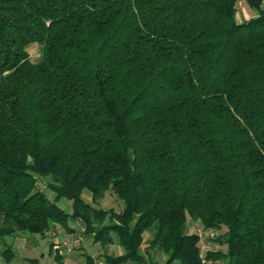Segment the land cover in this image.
<instances>
[{"label": "trees", "instance_id": "obj_1", "mask_svg": "<svg viewBox=\"0 0 264 264\" xmlns=\"http://www.w3.org/2000/svg\"><path fill=\"white\" fill-rule=\"evenodd\" d=\"M239 1L0 0V260L80 220L107 264H264V0Z\"/></svg>", "mask_w": 264, "mask_h": 264}, {"label": "rangeland", "instance_id": "obj_2", "mask_svg": "<svg viewBox=\"0 0 264 264\" xmlns=\"http://www.w3.org/2000/svg\"><path fill=\"white\" fill-rule=\"evenodd\" d=\"M247 7L249 6H247L245 1L240 0L238 3L237 15L238 14L242 15V13H244V11L248 9ZM251 10L254 11L253 9ZM30 54H31V59L33 61H37V59L41 55V47L36 46V45L32 46L30 48ZM39 186L41 190H44L47 193L48 197L51 200L54 199L55 194L48 189L47 183L45 181L41 182ZM83 197L88 202L92 201L91 194L89 193V191H85L83 194ZM58 205L62 207L64 210H66L67 212L72 211L71 203L65 199L60 200ZM100 206L104 209L112 208L115 211L120 212L124 207V203L123 201L119 200L112 191H110L106 193V196L101 201ZM78 223H81V225H79ZM70 224L72 225V226L70 225L72 231H66L63 227L58 229L57 226L55 225L54 228L49 232L50 235L48 237H42L38 234H30V233H25L23 236L22 234H19L20 238L24 239L22 240V242H24L25 244L30 243L33 239L36 238L40 246L37 247V249H33V251H24L25 247L22 248L20 251H18V254L16 258L14 259V261L12 262V264H27V262L24 261L23 259L24 256L30 257L31 259H34V258L41 259L42 254H44L46 257L42 259L41 264H53L54 255L57 251H60V252L63 251L62 254L65 257H69L71 255L75 256L76 258L71 259L72 264H86V261H87L86 258L88 259V257L86 256V258H83L85 257L84 253L90 251L91 254L94 255V257H96L97 260L98 259L101 260L104 254L110 251V248H109L110 245L106 247L102 246L101 248L99 244H95L93 242L92 238H89L88 236L85 235L84 224L80 220L70 221ZM55 227L57 228V230ZM200 229H202L201 224H195L192 229V232H199ZM219 234H222V232H219ZM217 235L218 234H216L215 237ZM147 236H148V233L146 234V238ZM15 238L9 237L8 241L10 243L11 242L13 243ZM212 238L213 236L210 237V236L203 235L202 245L206 247V250L220 249V248L225 249V247L214 244L213 241H211ZM47 239H49L50 242H52L50 246L51 248H53L52 249L53 257L49 255L50 246H48ZM90 241H92L91 246L89 245ZM122 251L124 250L122 249ZM113 252H114L113 253L114 255L118 254L117 251L115 250ZM160 260L163 261L162 258ZM29 264H32V263H29ZM128 264H132V263L129 262Z\"/></svg>", "mask_w": 264, "mask_h": 264}, {"label": "crops", "instance_id": "obj_3", "mask_svg": "<svg viewBox=\"0 0 264 264\" xmlns=\"http://www.w3.org/2000/svg\"><path fill=\"white\" fill-rule=\"evenodd\" d=\"M248 6V5H247ZM248 9L246 10V11H244V13H242V15L241 14H238L237 15V18H238V21H244V20H248V19H250V18H252V17H254L255 16V14H256V12H254V11H252L249 7H247ZM79 225H81V223H78ZM71 225V224H70ZM57 226V228L58 229H60V228H62L61 226H59V225H56ZM72 226V225H71ZM56 228V227H55ZM57 228H56V230H57ZM72 233V232H71ZM50 234L48 233L46 236H44V237H48ZM23 236V235H22ZM22 238H24V237H22ZM22 240H24V239H21L20 238V236L19 235H17L16 236V238L14 239V242H13V244H14V246H13V250H14V253H15V258H16V256H17V254H18V251H20L22 248H24L25 247V250L24 251H33V249H37V247H39L40 246V244L37 242V239L35 238V239H33L30 243H27V244H25L24 242H22ZM47 242H48V246H50L51 244H52V242H50V240L49 239H47ZM89 245L91 246L92 245V241H90L89 242ZM100 245V244H99ZM101 246V245H100ZM101 248H102V246H101ZM109 248H110V251H108L106 254L107 255H114L113 253V251L115 250V251H117V255H122L123 253H124V251H122V247L121 246H119L118 244H114V245H110L109 246ZM59 250V249H58ZM23 251V252H24ZM62 252L63 251H57L56 253H60L62 256H64L63 254H62ZM55 253V254H56ZM85 254V257H83V258H86V256L88 257V259L86 258V264H107V263H105V261H104V256L106 255V254H104V256L102 257V259L101 260H97L96 259V257H94V255H92L91 254V252L90 251H88V252H86V253H84ZM49 255L51 256V257H53L52 255H53V252H52V250H51V246H50V251H49ZM117 255H115V256H117ZM46 256L44 255V254H42V257H41V259H38V258H34V259H31L30 257H26V256H24V261H26L27 262V264H29V263H32V264H35L33 261H37L38 262V264H41V262H42V259L43 258H45ZM65 257V256H64ZM74 258H76L75 256H73V255H71V256H69V257H65V260H64V264H72V260L71 259H74ZM14 261V260H13ZM12 261V262H13ZM29 262V263H28ZM0 264H6L3 260H0ZM12 264V263H11ZM53 264H58L57 262H56V260H55V255H54V259H53ZM125 264H128V263H125ZM132 264H135V263H132Z\"/></svg>", "mask_w": 264, "mask_h": 264}, {"label": "built area", "instance_id": "obj_4", "mask_svg": "<svg viewBox=\"0 0 264 264\" xmlns=\"http://www.w3.org/2000/svg\"><path fill=\"white\" fill-rule=\"evenodd\" d=\"M203 248H205V247H203ZM202 258H203L202 264H209L208 261L203 256H202Z\"/></svg>", "mask_w": 264, "mask_h": 264}]
</instances>
